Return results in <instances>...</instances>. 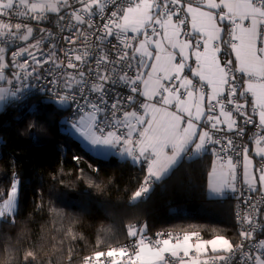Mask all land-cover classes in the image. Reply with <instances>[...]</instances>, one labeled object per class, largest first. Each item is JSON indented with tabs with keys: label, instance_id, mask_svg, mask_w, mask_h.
<instances>
[{
	"label": "snow or ice",
	"instance_id": "snow-or-ice-1",
	"mask_svg": "<svg viewBox=\"0 0 264 264\" xmlns=\"http://www.w3.org/2000/svg\"><path fill=\"white\" fill-rule=\"evenodd\" d=\"M48 13L58 14L61 30L70 33L63 37L68 47L57 48V39L40 51L45 37L35 39L11 51L12 75L39 79V68L54 65L45 70L54 77L51 91L60 104L75 105V133L93 149H112L145 166L133 200L185 155L191 159L211 147L208 192L240 191L244 206L236 212L241 243L223 234L205 239L199 231L152 239L146 226H130V245L97 251L84 264L105 255L111 264H232L237 256V264H264V238L257 239L264 232V0H0V81L13 83L3 71L6 54L34 31L28 23L13 24L12 16L41 25ZM20 91L0 86V101ZM246 125L256 129L251 153L236 143ZM238 181L260 199L244 198ZM18 184L0 192V218L14 215Z\"/></svg>",
	"mask_w": 264,
	"mask_h": 264
},
{
	"label": "trees",
	"instance_id": "trees-1",
	"mask_svg": "<svg viewBox=\"0 0 264 264\" xmlns=\"http://www.w3.org/2000/svg\"><path fill=\"white\" fill-rule=\"evenodd\" d=\"M63 114L39 96L0 110V192L19 181L14 215L0 218V264H84L122 247L130 226L241 239L234 199L207 195L211 153L184 156L133 200L145 168L90 152L62 130Z\"/></svg>",
	"mask_w": 264,
	"mask_h": 264
},
{
	"label": "built area",
	"instance_id": "built-area-1",
	"mask_svg": "<svg viewBox=\"0 0 264 264\" xmlns=\"http://www.w3.org/2000/svg\"><path fill=\"white\" fill-rule=\"evenodd\" d=\"M75 7H78V5H74ZM109 9H111V6H109ZM18 11L22 12L23 8L18 9ZM69 9H62L61 14L67 13L69 12ZM48 19L46 21H43L41 25H37L35 21L29 20L26 17H22V16H18L16 14H14L11 18V21L13 24L15 23H28L30 24L34 31L32 34V37H30V40L28 42H16L10 49L9 52L6 54V62L9 64V67L4 71L7 79H10L13 81L12 84H8L10 89L13 88H20L21 91L17 93L16 97H9V99L6 101V103L4 105H2L0 107L1 109H4L8 104H16L22 100H25L27 97L29 96H39L42 100L46 99V98H50V99H57V95L55 92L51 91V85L49 84V80L53 79L54 77L52 76H48V73L45 71L48 68H53L54 65L49 63L43 66V68H39L38 72H39V76L40 78L37 79L36 77H32L29 79H23V80H16L15 77L12 75L13 72L17 71V69L12 67L11 64V51L17 50L19 47H23L26 46L27 43H34L35 39H40L42 37H45V41L43 44V47L40 49V51H45V50H49L50 49V45L57 43V39H59V43L57 44V48L60 47V45H64L65 47H68V45H66L64 43L63 37L65 35H69L70 33H68V31L65 29L64 31L61 30V27L59 26L58 23V14H52V13H48ZM5 21H7L9 18L8 17H4L3 18ZM98 19V17H97ZM61 23H66V22H61ZM44 27L46 28L49 32H51L53 35L52 37H47L46 33H41L40 32V27ZM82 27H86V26H82ZM92 40H95V37L93 36L91 38ZM26 57H22L20 58L21 60L24 59ZM71 71V70H69ZM239 75V74H238ZM6 81H0V86L2 84H4ZM242 83V82H241ZM118 87V91L122 92L125 96L130 94L128 92V90L122 86H117ZM139 100H143L142 97L138 98ZM249 101H250V97H248ZM243 102V101H241ZM69 104L71 105V101H69ZM135 108L139 107V104H136L134 106ZM130 108H128L127 110H129ZM250 111V108H249ZM65 114L69 115L71 118H76L75 115V105H71L70 109L65 112ZM118 115H120V113H118ZM242 118L238 117V120H241ZM246 132L243 135V137H236V143L238 145L242 146L247 144V146L249 147L252 142L255 139V135L254 133L256 132L255 127L251 126V125H246ZM209 153H211V156H213L212 152H211V147H209ZM239 159L242 160V156L239 157ZM242 169V167H241ZM240 169V171H241ZM241 180V178H240ZM242 181V180H241ZM238 189H242L244 190V198H247L249 195H251L253 197L254 201H258L260 199V193H248L246 191V189L244 188L242 182L238 181ZM228 196L232 197L234 199V209H235V217H236V212L238 210H240L242 207H244L240 200L237 199V197L240 196V191H238L237 193H228ZM238 224V223H237ZM240 227V225H239ZM241 230V228H240ZM158 233H173V234H177V233H183L182 231H177V230H171V229H159L156 230L152 233H148L146 234L148 237L155 239ZM263 235V232H260L257 234V239H261ZM237 243H241V239L237 242ZM248 243V242H245ZM131 244V238L122 246H126V245H130ZM93 256V255H92ZM91 256V257H92ZM118 259V258H117ZM239 261V256H237L235 258V260L232 262V264H237V262ZM93 264H111V258H108L106 255L104 257H101L100 261H93Z\"/></svg>",
	"mask_w": 264,
	"mask_h": 264
},
{
	"label": "crops",
	"instance_id": "crops-1",
	"mask_svg": "<svg viewBox=\"0 0 264 264\" xmlns=\"http://www.w3.org/2000/svg\"><path fill=\"white\" fill-rule=\"evenodd\" d=\"M52 14H56V13H52ZM234 59V56L232 57ZM1 86L3 87H7L9 88L7 82H5L4 84H2ZM9 99V98H8ZM4 100V101H0V107L2 105H4L6 103V101L8 100ZM136 110H139V111H142V109H139V107L135 108ZM133 108H130L128 111H132ZM78 139V138H77ZM255 140V139H254ZM80 141V140H79ZM81 142V141H80ZM81 144L87 149L89 150L90 152L94 153V154H97V155H100V156H104V157H109V156H114V157H117L119 159H127L129 160L130 162H132L133 164L137 165V166H143L145 168V166L142 164V163H139V162H134L132 159L126 157V156H122V155H119L118 153H116L114 150L112 149H93L91 148L88 144H83L81 142ZM254 148V141L252 142V144L249 146V149H250V153H251V150ZM102 153H106V154H102ZM203 154V153H202ZM201 154V155H202ZM186 157H189L188 155H185ZM200 156V155H199ZM192 157H195V156H192ZM214 158V157H213ZM211 168H212V163H211ZM211 170V169H210ZM241 172H242V169H241ZM241 180H242V177H241ZM228 193H231V192H227L225 193L222 197L220 196H215L213 194H211L210 192H208L207 190V195L210 197V198H223L225 195H227ZM137 227V226H136ZM141 227H145V225H141V226H138L137 228H141ZM147 234V233H146ZM262 238H264V232H263V235H262Z\"/></svg>",
	"mask_w": 264,
	"mask_h": 264
},
{
	"label": "rangeland",
	"instance_id": "rangeland-1",
	"mask_svg": "<svg viewBox=\"0 0 264 264\" xmlns=\"http://www.w3.org/2000/svg\"><path fill=\"white\" fill-rule=\"evenodd\" d=\"M78 117L76 118H71L69 115L67 114H63L60 118V124H61V128L62 130L64 131H67L69 132L74 138H78L77 140H80L83 144H87L77 133H75V131L71 128V124L73 122L74 119H77ZM84 144V145H85ZM86 146V145H85ZM99 156V155H98ZM101 157V156H100ZM213 160L214 158L212 157V162L213 163ZM137 200V199H136Z\"/></svg>",
	"mask_w": 264,
	"mask_h": 264
},
{
	"label": "water",
	"instance_id": "water-1",
	"mask_svg": "<svg viewBox=\"0 0 264 264\" xmlns=\"http://www.w3.org/2000/svg\"><path fill=\"white\" fill-rule=\"evenodd\" d=\"M44 102L47 104H52L55 108L59 109L62 112H67L70 109V104H60L58 102V99H50V98H46L44 99Z\"/></svg>",
	"mask_w": 264,
	"mask_h": 264
}]
</instances>
